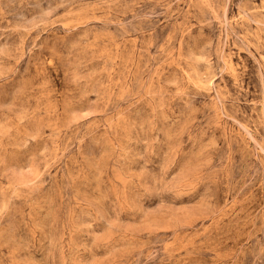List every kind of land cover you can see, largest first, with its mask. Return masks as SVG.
Returning a JSON list of instances; mask_svg holds the SVG:
<instances>
[{
  "label": "rangeland",
  "instance_id": "374dc122",
  "mask_svg": "<svg viewBox=\"0 0 264 264\" xmlns=\"http://www.w3.org/2000/svg\"><path fill=\"white\" fill-rule=\"evenodd\" d=\"M0 264H264V0H0Z\"/></svg>",
  "mask_w": 264,
  "mask_h": 264
}]
</instances>
